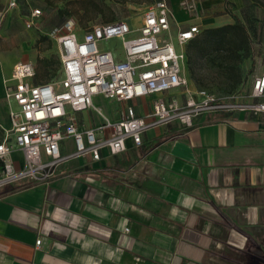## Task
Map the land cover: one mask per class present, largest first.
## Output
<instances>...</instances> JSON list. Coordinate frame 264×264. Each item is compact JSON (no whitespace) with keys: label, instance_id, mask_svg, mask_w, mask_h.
<instances>
[{"label":"crops","instance_id":"1","mask_svg":"<svg viewBox=\"0 0 264 264\" xmlns=\"http://www.w3.org/2000/svg\"><path fill=\"white\" fill-rule=\"evenodd\" d=\"M9 1L0 0V16L10 22L19 4L7 9ZM198 1V11L188 12L181 0H168L173 33L233 23L234 15L247 25V0ZM3 45L2 78L20 61L34 64L36 75V65L53 61L55 45L22 55ZM134 99L117 101L124 106L108 117L119 119L128 105L152 109L153 100L147 109ZM71 114L82 129L102 122L94 109ZM149 142L157 144L149 149ZM66 143L73 148L72 139ZM13 158L24 164L22 151ZM0 264H264V110L206 111L191 127L149 129L141 145L130 140L118 154L104 149L100 160L73 158L49 181L1 188Z\"/></svg>","mask_w":264,"mask_h":264},{"label":"built area","instance_id":"2","mask_svg":"<svg viewBox=\"0 0 264 264\" xmlns=\"http://www.w3.org/2000/svg\"><path fill=\"white\" fill-rule=\"evenodd\" d=\"M17 4L18 0H10L7 9ZM181 5L188 12L199 9L198 0H181ZM41 15L42 9L34 8L24 18L25 25L34 26ZM175 20L168 0H156L146 8L138 25L118 19L91 24L80 34L69 20L53 31L61 53L59 79L36 83L35 65L16 63L3 78L11 125L6 127L0 121V188L24 180L49 181L73 158L91 155L100 160L104 149L118 154L127 150L130 140L141 145L149 129L172 122L191 127L206 111L264 110V73L252 84L251 96L260 99L256 102H244L236 93L193 92L186 74V46L202 29L197 24L179 27L174 36ZM113 39L119 40L120 46L103 47ZM154 94L158 97L151 110L139 113L128 105L117 120L94 102L98 95L124 102ZM86 109L96 110L102 122L80 128L71 111ZM68 139L73 141L72 149L67 146ZM17 150L23 153V165L13 158ZM41 241L38 238L37 245Z\"/></svg>","mask_w":264,"mask_h":264},{"label":"rangeland","instance_id":"3","mask_svg":"<svg viewBox=\"0 0 264 264\" xmlns=\"http://www.w3.org/2000/svg\"><path fill=\"white\" fill-rule=\"evenodd\" d=\"M41 1L42 3H36ZM156 0H18L19 14L14 16L11 21L0 16V46L10 47L11 52L21 54L31 52L33 54L42 53L55 45V51L52 53L51 63H39V71L35 81L54 80L60 78V62L56 59L59 54L58 46L53 40V31L61 28L67 21H73L80 34L95 23H104L125 19L131 24L138 25L144 11ZM248 10L246 13L247 27L251 36V54L252 56L240 62L234 72L227 73L216 63L209 60L208 57L198 56L187 61L186 74L190 79V88L193 92L199 89H205L218 96H227L234 93L240 95V99L246 101H258L260 99L251 96L252 84L257 74L264 73V0H247ZM17 4V5H18ZM47 6V11L43 5ZM39 7L42 9V15L45 21H38L35 26L27 27L24 22L26 15L30 13V7ZM17 7V6H16ZM25 15V16H24ZM40 18V19H41ZM48 26V27H47ZM176 31V30H174ZM51 33V34H50ZM167 35V33H165ZM176 36V33H173ZM11 36L12 38H7ZM40 37H42L40 39ZM176 41V38L173 39ZM177 42V41H176ZM120 41L113 39L107 41V47L112 48L120 46ZM10 44V46H9ZM179 48V45L177 46ZM187 49V47H186ZM27 50V51H24ZM49 52H53V49ZM47 65L48 68H47ZM49 69V70H48ZM48 70V71H47ZM50 74V76L48 75ZM241 81L236 85L237 77ZM3 78L0 75V116L6 127H10V118L8 114L7 103L4 99ZM184 97V96H183ZM156 95H149L144 98H136L132 103L139 105L143 103L148 109ZM95 104L100 106L103 112L111 117L112 110L120 109L124 104L112 101L102 95L94 99ZM96 120H101L100 115H96ZM67 121L65 120V123ZM3 132L0 129V138ZM1 189V188H0Z\"/></svg>","mask_w":264,"mask_h":264},{"label":"trees","instance_id":"4","mask_svg":"<svg viewBox=\"0 0 264 264\" xmlns=\"http://www.w3.org/2000/svg\"><path fill=\"white\" fill-rule=\"evenodd\" d=\"M234 17L233 23L204 28L187 44L189 63L198 56L208 57L224 71L230 73L237 69L240 62L251 56L252 45L248 27L236 15ZM240 81L241 78L238 76L236 85ZM156 144V142H149L147 146L152 149Z\"/></svg>","mask_w":264,"mask_h":264}]
</instances>
